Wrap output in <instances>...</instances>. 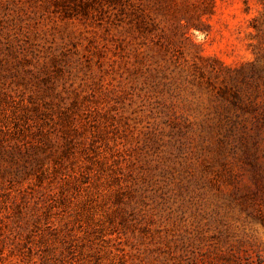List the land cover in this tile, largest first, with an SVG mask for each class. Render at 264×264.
I'll list each match as a JSON object with an SVG mask.
<instances>
[{
    "label": "rangeland",
    "instance_id": "374dc122",
    "mask_svg": "<svg viewBox=\"0 0 264 264\" xmlns=\"http://www.w3.org/2000/svg\"><path fill=\"white\" fill-rule=\"evenodd\" d=\"M0 264H264V0H0Z\"/></svg>",
    "mask_w": 264,
    "mask_h": 264
},
{
    "label": "trees",
    "instance_id": "16d2710c",
    "mask_svg": "<svg viewBox=\"0 0 264 264\" xmlns=\"http://www.w3.org/2000/svg\"><path fill=\"white\" fill-rule=\"evenodd\" d=\"M237 94H238L237 92L234 93L233 100L231 102L232 103L231 105H236V103H238L239 98H238Z\"/></svg>",
    "mask_w": 264,
    "mask_h": 264
}]
</instances>
